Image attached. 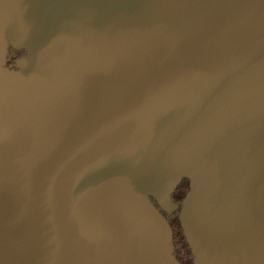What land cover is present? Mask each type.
I'll list each match as a JSON object with an SVG mask.
<instances>
[{
    "label": "water",
    "instance_id": "water-1",
    "mask_svg": "<svg viewBox=\"0 0 264 264\" xmlns=\"http://www.w3.org/2000/svg\"><path fill=\"white\" fill-rule=\"evenodd\" d=\"M177 211L264 264V0H0V264H179Z\"/></svg>",
    "mask_w": 264,
    "mask_h": 264
},
{
    "label": "trees",
    "instance_id": "trees-1",
    "mask_svg": "<svg viewBox=\"0 0 264 264\" xmlns=\"http://www.w3.org/2000/svg\"><path fill=\"white\" fill-rule=\"evenodd\" d=\"M22 52H14L9 50L8 58L6 61V66L10 69H15V59L20 57ZM189 189V183L187 180H182L180 185L171 195L172 202L176 203L179 207L187 194ZM166 222L168 223L171 231H172V240L174 246V256L179 264H193L192 256L189 250V247L183 237L182 230L179 223V213L178 211L171 216H166L163 214Z\"/></svg>",
    "mask_w": 264,
    "mask_h": 264
},
{
    "label": "rangeland",
    "instance_id": "rangeland-1",
    "mask_svg": "<svg viewBox=\"0 0 264 264\" xmlns=\"http://www.w3.org/2000/svg\"><path fill=\"white\" fill-rule=\"evenodd\" d=\"M7 58H8V57H7ZM18 58H19V57H18ZM18 58H17V59H18ZM17 59H15V61H16ZM8 67H9V66H8Z\"/></svg>",
    "mask_w": 264,
    "mask_h": 264
}]
</instances>
